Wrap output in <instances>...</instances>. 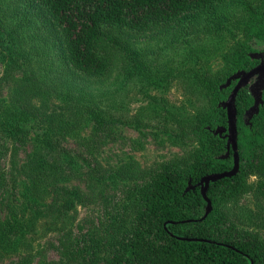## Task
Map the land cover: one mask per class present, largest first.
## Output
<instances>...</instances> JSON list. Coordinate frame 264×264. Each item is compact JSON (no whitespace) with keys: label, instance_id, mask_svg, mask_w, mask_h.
<instances>
[{"label":"trees","instance_id":"obj_1","mask_svg":"<svg viewBox=\"0 0 264 264\" xmlns=\"http://www.w3.org/2000/svg\"><path fill=\"white\" fill-rule=\"evenodd\" d=\"M25 1L51 26L52 50L63 64L62 70L71 76L70 84L76 79L104 84L113 76L118 61L123 59L121 52H128L131 42L153 39L188 23L206 25L213 15L240 3L253 16L247 35L264 43V15L259 6L244 0ZM251 52L248 45H242L237 62L247 57L238 67L232 66L218 76L198 75L211 106L180 122L181 134L197 139L196 148L146 171L147 177L141 183H135L139 171L134 163L107 174H86L84 182L92 188L107 181L133 183L127 186L125 196L114 206L101 230L75 243L62 242L63 256L50 264H264V239L245 227L252 221L259 224L257 229L264 230V91L263 104L249 122L245 120L253 105L249 86L242 87L236 96L239 171L209 184L206 196L212 210L203 220L206 202L198 186L203 177L233 167L232 151L224 157L225 133L213 134L217 127H227L226 110L219 107L224 91L220 85L235 72L255 67L257 60L248 56ZM2 58L0 51V72ZM4 78H9L8 73ZM40 92L38 82L26 77L19 81L15 111L3 107L0 111V139L7 133L14 142L25 144L28 132L23 122L28 120H36L37 128L43 129L36 133L32 152L20 165L26 181L24 209L30 211L29 216L23 222L13 219L0 226V247L11 253L18 250V240L28 228L31 231L35 226L33 211L40 213L45 194L55 195L58 201L53 202L62 203L63 210L70 209L71 200H81L83 195L80 188L66 185L74 175V157L69 153L52 156L56 151L53 137L61 130L57 115L47 118L45 112H33L32 102ZM24 102L26 110H21L19 106ZM251 175L257 177V182H247ZM247 195H252L262 209L253 212L239 206V200ZM15 264L32 263L22 257Z\"/></svg>","mask_w":264,"mask_h":264},{"label":"rangeland","instance_id":"obj_2","mask_svg":"<svg viewBox=\"0 0 264 264\" xmlns=\"http://www.w3.org/2000/svg\"><path fill=\"white\" fill-rule=\"evenodd\" d=\"M246 1L259 6L264 15L262 0ZM28 4L25 0H0V51L4 59L0 111L1 107L15 111L20 80L31 76L38 82L41 92L32 102L33 112H45L47 118L57 115L61 130L53 137L56 151L52 156L69 153L74 157V175L66 185L80 188L83 195L81 200H71L70 209L63 210L55 195L45 194L40 213L33 211L35 226L18 240V250L11 253L0 247V264H15L22 257L32 264L59 261L63 256L62 242L75 243L101 230L133 182L107 181L92 188L84 182L86 174H107L134 163L139 171L135 183H141L147 177L146 171L196 148L197 139L181 134L180 122L211 106L198 75L218 76L232 66L238 67L247 57L237 62L242 45L252 49L250 58L264 54V43L247 35L253 16L240 3L213 15L206 25L188 23L153 39L131 42L128 52H121L123 59L118 61L113 76L104 84L79 79L70 84L71 76L62 70L63 64L52 50L51 26ZM6 73L9 78H4ZM258 81L257 77L255 82ZM232 83L222 89L223 101L219 104L227 100L236 85ZM24 106L25 102L19 107L26 110ZM250 115L247 112L246 122ZM35 124L36 120L23 122L28 132L25 144L14 142L7 133L0 139V226L13 219L23 222L29 216L30 211L24 209L26 181L20 165L32 152L36 133L43 132ZM257 180L251 175L247 182ZM238 205L253 212L262 209L252 195L242 197ZM253 223L242 224L264 239V230Z\"/></svg>","mask_w":264,"mask_h":264},{"label":"water","instance_id":"obj_3","mask_svg":"<svg viewBox=\"0 0 264 264\" xmlns=\"http://www.w3.org/2000/svg\"><path fill=\"white\" fill-rule=\"evenodd\" d=\"M252 59L260 60L259 65H257L255 68L251 69L248 72L245 71H239L235 73L234 75L230 76L224 85L220 87V90L226 89L230 87L233 81H237L236 85L233 87L230 95L228 96L227 100L224 102H221L219 104V107L226 110L227 115V127L226 128H217L215 131H213L214 135H221L222 133H225V138L227 140L226 147H227V153L224 156L225 158L229 155V150L232 151L233 154V167L230 171H226L220 174H211L203 177L201 181L199 182L198 186H200V192L203 197V199L206 202L205 207V213L201 220L207 217V215L212 210L211 201L207 198L206 192L208 189V186L211 182H215L217 180H220L222 178H230L237 174L239 171V154H238V146H237V127H236V108H235V99L239 92V90L247 86L249 81L254 78L255 76H258L259 81L253 83L252 87H250V94L253 97V105L252 107L247 111L250 112V119L257 115L259 112L260 106L263 104L262 96L264 91V78H262V75H264V54H255L251 56ZM255 88V90L253 89ZM190 188V186H189ZM184 239V238H182Z\"/></svg>","mask_w":264,"mask_h":264},{"label":"flooded vegetation","instance_id":"obj_4","mask_svg":"<svg viewBox=\"0 0 264 264\" xmlns=\"http://www.w3.org/2000/svg\"><path fill=\"white\" fill-rule=\"evenodd\" d=\"M259 63H260V60H258V62H257V64L255 65V67L257 66V65H259ZM254 67V68H255ZM258 77V76H257ZM256 77V78H257ZM256 78L254 77V78H252L250 81H249V83H248V85L247 86H249V89H250V86L256 81ZM262 78H264V75H262ZM235 83H237V81H235ZM231 86V85H230ZM234 87V86H233ZM232 87V88H233ZM247 114V113H246ZM246 116V115H245ZM250 117L248 116V118L247 119H249ZM252 119V118H251ZM250 119V120H251ZM224 135H226V134H224ZM223 138H225V137H223ZM226 139V138H225ZM226 142H227V140H226ZM227 148V147H226Z\"/></svg>","mask_w":264,"mask_h":264}]
</instances>
